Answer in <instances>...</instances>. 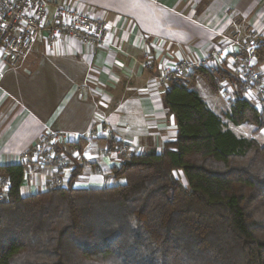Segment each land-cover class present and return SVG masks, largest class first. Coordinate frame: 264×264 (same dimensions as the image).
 Returning a JSON list of instances; mask_svg holds the SVG:
<instances>
[{"label": "trees", "instance_id": "trees-1", "mask_svg": "<svg viewBox=\"0 0 264 264\" xmlns=\"http://www.w3.org/2000/svg\"><path fill=\"white\" fill-rule=\"evenodd\" d=\"M196 75L217 93L221 83L233 86L231 123L264 129V113L226 67ZM188 84L173 79L164 95L176 140L114 164L123 183L76 187L83 163L73 149L68 182L29 195L24 166L0 165L9 181L0 264H264V143L236 135Z\"/></svg>", "mask_w": 264, "mask_h": 264}, {"label": "crops", "instance_id": "crops-1", "mask_svg": "<svg viewBox=\"0 0 264 264\" xmlns=\"http://www.w3.org/2000/svg\"><path fill=\"white\" fill-rule=\"evenodd\" d=\"M47 2L50 13L57 5L72 4L101 17L112 28L113 46L94 47L65 35L50 45L43 32L16 68L0 53V165L22 164V154L52 130L63 135L61 150L68 156L79 143L81 151L73 157L83 168L74 185L81 188L110 184L114 164L133 153H161L176 140V116L165 106L167 85L159 79L165 65L208 55L222 36L264 37V0ZM147 51L153 55L151 68L143 66ZM263 55L260 49V61ZM198 76L181 80L190 84ZM86 82L91 89L82 94ZM100 121L112 135L87 137ZM113 136L129 142L132 150L117 155ZM72 164L69 158L67 169ZM22 165V188L30 194L45 190L51 167Z\"/></svg>", "mask_w": 264, "mask_h": 264}, {"label": "built area", "instance_id": "built-area-1", "mask_svg": "<svg viewBox=\"0 0 264 264\" xmlns=\"http://www.w3.org/2000/svg\"><path fill=\"white\" fill-rule=\"evenodd\" d=\"M43 32L47 33L50 45H55L59 37L65 35L94 47L113 46V32L109 23L75 5H57L50 13L46 0H0V53L11 67L16 68L21 64ZM222 38L224 41H220L208 55L165 65L159 79L168 85L173 79L189 77L198 67H226L240 79L244 96L252 103L256 101L255 106L264 113V64H261L264 55L261 61L259 57V50L264 49V37L252 41L228 36ZM143 66H153V55L148 51L144 54ZM220 86L222 92L233 94L230 99L234 97L231 84L224 82ZM90 89V83L86 82L81 93L85 94ZM111 135L106 121L97 122L86 133L87 137L93 139H108ZM63 138L62 134L48 130L21 156L22 164L51 167L46 175L45 188L54 184L65 185L69 180V158L61 150ZM113 140L112 151L117 155L132 150L129 142L120 141L115 136ZM78 154L75 147L73 155ZM8 189L9 181L0 174V207Z\"/></svg>", "mask_w": 264, "mask_h": 264}, {"label": "rangeland", "instance_id": "rangeland-1", "mask_svg": "<svg viewBox=\"0 0 264 264\" xmlns=\"http://www.w3.org/2000/svg\"><path fill=\"white\" fill-rule=\"evenodd\" d=\"M188 86L190 89H193L199 92V94L205 100L209 108H211L214 112L220 115L223 118L226 126L230 128L236 135L248 137V138L255 137L261 143H264V131L259 134H254L253 132L254 127L252 125L250 124L234 125L224 116V114L230 108L229 99L233 96L232 93H224L221 91L220 93L216 94L212 92V90L210 89L208 84L205 82V80L200 76L196 77L195 80H192L190 84H188ZM179 175H180V179L182 183L188 186V182L184 174L180 171ZM112 178L113 180L110 182V185H116V184L124 182L123 178H115V177H112ZM22 194L29 195L30 192L22 188Z\"/></svg>", "mask_w": 264, "mask_h": 264}]
</instances>
